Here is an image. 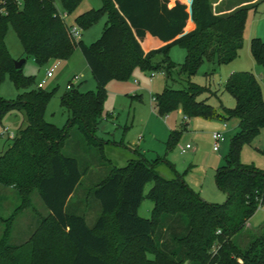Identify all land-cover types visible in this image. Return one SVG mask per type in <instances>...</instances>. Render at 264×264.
<instances>
[{
	"label": "trees",
	"instance_id": "obj_1",
	"mask_svg": "<svg viewBox=\"0 0 264 264\" xmlns=\"http://www.w3.org/2000/svg\"><path fill=\"white\" fill-rule=\"evenodd\" d=\"M82 1L0 0V86L8 77L16 89L25 90L13 101L0 96V121L18 112L25 123L11 139V147L0 153V184L15 188L23 208L35 190L45 205L48 216L39 219L30 241L40 240L46 250L59 251L64 264H264V231L250 233L246 248L233 242L264 205V171L240 163L242 147L264 130L262 89L251 72L230 74L224 90L234 98L235 107L227 110L208 102L217 89L212 92L193 81L203 63L221 66L235 60L243 46L248 11L258 3L219 15L213 13L214 0H187L188 7L176 2L171 8L169 0H101V8L76 18V26L85 30L106 17L100 38L86 46L71 37L74 25L65 23L57 7L59 2L70 14ZM189 18L191 25L185 30ZM9 26L23 56L40 67L67 59L76 44L81 49L97 88L82 92V83L66 88L61 97V106L69 113L64 128L44 120L51 95L35 88L34 78L13 65L4 42ZM249 43L251 58L264 74V40L253 38ZM175 46L186 49L182 65L169 58ZM136 66L165 78L162 93L155 97L159 116L181 111L187 118L237 121L224 164L215 174V184L227 200L218 205L204 200L181 176L166 179L155 170L165 158L149 162L140 156L122 168L108 165L106 176L91 193L100 210L90 227L84 216L68 210L88 167L81 169L63 148L76 126L82 140L92 146L103 119L106 84L128 80ZM176 134L169 147L176 143ZM149 183L153 187L145 193ZM144 199L153 203L150 218L138 215ZM4 241L3 237L0 248ZM25 245L5 248L17 251ZM212 247L215 251L209 254ZM31 252L33 257L34 247ZM18 260L16 256L7 261ZM3 261L0 252V264Z\"/></svg>",
	"mask_w": 264,
	"mask_h": 264
},
{
	"label": "rangeland",
	"instance_id": "obj_2",
	"mask_svg": "<svg viewBox=\"0 0 264 264\" xmlns=\"http://www.w3.org/2000/svg\"><path fill=\"white\" fill-rule=\"evenodd\" d=\"M257 3L256 10L248 11L242 36L243 46L235 60L229 65L221 66H212L205 62L194 75L193 81L198 86H204L208 84L207 75L212 73L210 89L213 92L217 89L218 93L208 102L214 108L223 107L231 110L235 107L234 98L224 90L231 73L248 71L254 74L264 97L263 70L251 58L249 43L253 37H260L264 40V0L261 2L259 0ZM101 6V0H83L77 9L66 14L61 4L57 2L58 10L68 26L77 25V16L90 9H99ZM105 23L106 17L88 29L83 30L79 27L80 37L75 38V42L81 41L89 46L90 43L100 38ZM5 35L4 42L11 59L13 61L25 59L22 65L23 75L34 78L35 88L45 80L41 90L50 94L51 99L45 107L44 120L59 129L64 128L69 113L61 106V97L68 84L75 83L74 77H77V84L82 83L80 87L82 92L94 91L97 88V82L85 63L81 49L76 44L73 53L67 59L51 60L40 67L31 57L23 56L22 46L12 26L8 27ZM168 55L176 65H182L186 49L183 46H175ZM55 64L58 67L53 75L45 78L47 70ZM164 86L165 78L160 72L150 73L136 66L128 80H113L106 84L107 96L102 107L103 119L99 123L92 146H87L82 140L78 126L70 131L63 154L77 159L81 169L88 167V173L80 181L69 202L68 210L73 209L76 214L84 216L90 227L94 224L100 210L99 203L91 193L100 180L106 176L108 165L122 168L128 161L137 159L136 154L138 153L145 154L147 157L154 156L153 159L157 156L165 158L166 161L155 168L162 177L171 179L181 176L183 179L196 181L200 186L197 190L201 198L215 205L226 202L225 194L215 184V174L217 169L224 164L223 158L228 154L235 121L229 122V129L226 132L227 139L222 143L220 151L215 153L212 151L211 134L216 131L224 132L223 123L218 120L209 121L196 117L189 118L188 125H186L181 111H175L163 117L159 116L154 108L156 104L152 103L151 98L162 93ZM24 91L16 89L8 77L0 86V96L8 101L15 100L17 95ZM22 125H25L23 116L18 112L9 113L1 119L0 134L4 130L7 132L2 137L0 136V151H2L0 153L6 152L11 147V139ZM174 134H176L174 138L176 143L169 147L168 143ZM188 143L193 146V150L181 153L179 148ZM240 152V163L243 166H251L264 171V130L252 143L243 146ZM146 186L145 193L153 187L151 183ZM25 206L27 207H22L15 188L0 184V241L3 237L6 240L0 248V252L4 255L3 264H11L7 260L16 256L19 260L15 264H30L31 262L33 264H64L59 251L46 250V246L40 240L30 241L39 219L48 216L45 205L36 190L32 192ZM152 208L153 203L144 199L138 210L139 217L150 218ZM253 214L242 231L233 238L234 244L241 248L247 247L250 233L259 234L264 231V205L259 206ZM5 244L26 245L17 251H12L5 248ZM33 247L36 254L32 257ZM214 251V247L208 249L209 254Z\"/></svg>",
	"mask_w": 264,
	"mask_h": 264
},
{
	"label": "crops",
	"instance_id": "obj_3",
	"mask_svg": "<svg viewBox=\"0 0 264 264\" xmlns=\"http://www.w3.org/2000/svg\"><path fill=\"white\" fill-rule=\"evenodd\" d=\"M259 0H214L213 1V13H215V14H228V12H231V11H233V10H235V9H237V8H239V7H243V6H245V5H253V4H256L257 2H258ZM176 2H179V3H183V4H185V6H187L188 7V2H187V0H169V4H168V6H169V8H171V7H173L175 4H176ZM254 10H256V9H254ZM105 18V17H104ZM189 25H191V19L189 18L188 20H187V22H186V26H185V30L189 27ZM253 38H255V37H253ZM253 38H251V39H253ZM260 38V37H259ZM250 39V40H251ZM261 39V38H260ZM263 40V39H262ZM254 61V60H253ZM232 74V73H231ZM207 80H208V84H205V86H207L209 89H210V87H211V85H210V80H212V78H210V77H207ZM81 84V83H80ZM216 90V89H215ZM210 91H212L211 89H210ZM213 92V91H212ZM189 119V118H188ZM188 119H187V121H184V123L186 124V125H188ZM216 120V119H215ZM214 120V121H215ZM211 121H213V120H211ZM219 121V120H218ZM235 121V120H234ZM220 122H222L223 123V125H222V127H223V130H224V136L226 137V132H227V130L229 129V127H228V124H229V122H231V121H220ZM224 124H226L227 125V128H224ZM237 121H235V127H234V131L231 133L232 135L234 134V133H236L237 132ZM226 139H227V137H226ZM226 141V140H225ZM189 144V143H188ZM191 145V144H190ZM189 150H193V146L191 145V148L189 149ZM0 152H2V151H0ZM219 152V151H218ZM137 155V157L139 158L140 156H142V157H144L147 161H149V162H152V161H155L156 159H158V158H160V156H157V158H155V159H153L154 158V156H150V157H147V155H145V154H142V153H138V154H136ZM137 158V159H138ZM160 164V163H159ZM158 165V164H157ZM156 165V166H157ZM184 180V182H185V184H187V185H189L191 188H192V190H194V192H196V193H198V190L197 189H199V184H197L196 183V181H190V180H188L187 178L186 179H183ZM199 194V193H198ZM247 224V223H246Z\"/></svg>",
	"mask_w": 264,
	"mask_h": 264
},
{
	"label": "built area",
	"instance_id": "obj_4",
	"mask_svg": "<svg viewBox=\"0 0 264 264\" xmlns=\"http://www.w3.org/2000/svg\"><path fill=\"white\" fill-rule=\"evenodd\" d=\"M63 16H65V14ZM69 33H70L71 37L74 38V39L80 37L79 28L76 25H74L69 30ZM57 67H58V65L55 64L50 70H47L45 78H50L53 75V73L55 72V70L57 69ZM74 80H75V83L70 82L68 84V86H67V89H71L73 86H75V84H77L78 78L74 77ZM44 84H45V80L42 83H39L36 86L37 89H42L44 87ZM151 101H152V103L156 102L155 96H152ZM187 119L188 118L186 116H184V121H187ZM224 128H227L226 124H224ZM6 132H7V130H4L0 134V136L2 137ZM12 137H13V135L11 136V138ZM211 137H212V141H213L212 151L216 153V152L220 151L221 145H222L223 142H225L226 137L224 136V132H222V131L213 132L211 134ZM190 148H191V145L190 144H186L184 147H180L179 150H180L181 153H184L186 150H189Z\"/></svg>",
	"mask_w": 264,
	"mask_h": 264
},
{
	"label": "water",
	"instance_id": "obj_5",
	"mask_svg": "<svg viewBox=\"0 0 264 264\" xmlns=\"http://www.w3.org/2000/svg\"><path fill=\"white\" fill-rule=\"evenodd\" d=\"M24 62H25V59H20L18 61H13V65L15 66L17 70H20L22 69L23 67L22 65L24 64Z\"/></svg>",
	"mask_w": 264,
	"mask_h": 264
}]
</instances>
